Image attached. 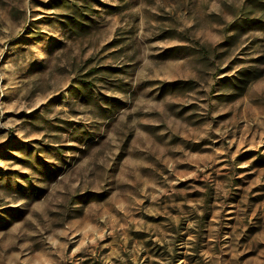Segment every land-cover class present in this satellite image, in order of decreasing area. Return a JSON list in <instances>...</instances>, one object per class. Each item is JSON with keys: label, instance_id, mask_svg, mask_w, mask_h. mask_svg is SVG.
<instances>
[{"label": "rangeland", "instance_id": "obj_1", "mask_svg": "<svg viewBox=\"0 0 264 264\" xmlns=\"http://www.w3.org/2000/svg\"><path fill=\"white\" fill-rule=\"evenodd\" d=\"M0 264H264V0H0Z\"/></svg>", "mask_w": 264, "mask_h": 264}]
</instances>
